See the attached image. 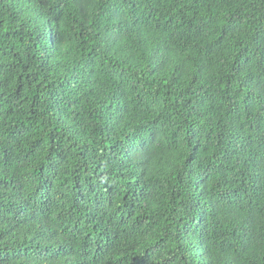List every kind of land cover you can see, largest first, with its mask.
I'll use <instances>...</instances> for the list:
<instances>
[{"label": "trees", "instance_id": "1", "mask_svg": "<svg viewBox=\"0 0 264 264\" xmlns=\"http://www.w3.org/2000/svg\"><path fill=\"white\" fill-rule=\"evenodd\" d=\"M0 264H264V0H0Z\"/></svg>", "mask_w": 264, "mask_h": 264}]
</instances>
